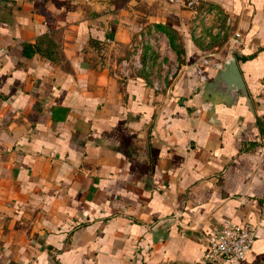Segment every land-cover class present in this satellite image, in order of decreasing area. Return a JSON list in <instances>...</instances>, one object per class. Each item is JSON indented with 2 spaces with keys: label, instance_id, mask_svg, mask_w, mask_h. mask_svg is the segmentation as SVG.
Returning a JSON list of instances; mask_svg holds the SVG:
<instances>
[{
  "label": "crops",
  "instance_id": "1",
  "mask_svg": "<svg viewBox=\"0 0 264 264\" xmlns=\"http://www.w3.org/2000/svg\"><path fill=\"white\" fill-rule=\"evenodd\" d=\"M137 1L0 0V264H203L229 221L255 225L232 264H264V0H201L229 17L203 40ZM234 30L253 108L196 68Z\"/></svg>",
  "mask_w": 264,
  "mask_h": 264
},
{
  "label": "built area",
  "instance_id": "2",
  "mask_svg": "<svg viewBox=\"0 0 264 264\" xmlns=\"http://www.w3.org/2000/svg\"><path fill=\"white\" fill-rule=\"evenodd\" d=\"M183 7L192 11L193 22L191 24V30L193 35L198 39H206L211 34L225 35L227 33V25H229V17L225 19L226 25L221 26L219 11L214 8L200 5L201 0H180ZM216 17V23L214 26L211 24V18ZM210 34H206L204 29ZM242 33L240 30H234L228 36V54H235L236 51L241 49ZM156 42L160 47L163 46L161 38L157 36ZM165 50H168L169 44L165 43ZM139 63L136 60L135 64ZM219 63V59L211 60L209 56H202L196 66L198 73L201 74V78L206 80L205 75L202 74V69L207 64H212L215 67ZM155 88H159L158 81L153 82ZM255 239V225L251 222H233L229 221L225 223L221 230L217 234L206 235L205 252L203 255V264H232L237 260L242 259L248 252L253 241Z\"/></svg>",
  "mask_w": 264,
  "mask_h": 264
},
{
  "label": "water",
  "instance_id": "3",
  "mask_svg": "<svg viewBox=\"0 0 264 264\" xmlns=\"http://www.w3.org/2000/svg\"><path fill=\"white\" fill-rule=\"evenodd\" d=\"M203 89L227 99L231 104L243 98L250 108H253L247 85L233 53L219 59L212 78L203 82Z\"/></svg>",
  "mask_w": 264,
  "mask_h": 264
},
{
  "label": "rangeland",
  "instance_id": "4",
  "mask_svg": "<svg viewBox=\"0 0 264 264\" xmlns=\"http://www.w3.org/2000/svg\"><path fill=\"white\" fill-rule=\"evenodd\" d=\"M147 1L145 0V2L144 1H141V3H139L138 1L135 3V7L137 8V9H139V11L141 12V11H145V12H149L148 10H146L147 8H148V6H147ZM139 12V14L141 15V17H140V19H145L146 18V14H142V13H140ZM191 29V28H190ZM189 29V30H190ZM190 32H191V30H190ZM191 35H192V37L194 36L193 35V32H191L190 33ZM195 37V36H194ZM195 38H197V37H195ZM198 39V38H197ZM201 40V39H200ZM208 56V55H207Z\"/></svg>",
  "mask_w": 264,
  "mask_h": 264
},
{
  "label": "trees",
  "instance_id": "5",
  "mask_svg": "<svg viewBox=\"0 0 264 264\" xmlns=\"http://www.w3.org/2000/svg\"><path fill=\"white\" fill-rule=\"evenodd\" d=\"M160 27H162L161 25H159ZM164 27H162V29H163ZM167 32H168V30H167Z\"/></svg>",
  "mask_w": 264,
  "mask_h": 264
}]
</instances>
